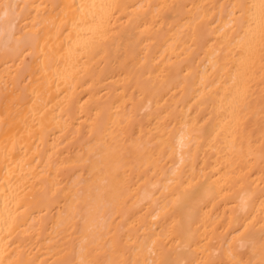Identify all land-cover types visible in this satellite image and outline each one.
<instances>
[{"label": "bare ground", "instance_id": "bare-ground-1", "mask_svg": "<svg viewBox=\"0 0 264 264\" xmlns=\"http://www.w3.org/2000/svg\"><path fill=\"white\" fill-rule=\"evenodd\" d=\"M0 264H264V0H0Z\"/></svg>", "mask_w": 264, "mask_h": 264}]
</instances>
